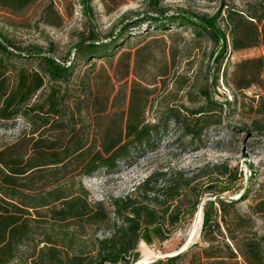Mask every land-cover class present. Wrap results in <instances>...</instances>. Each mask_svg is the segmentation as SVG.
Instances as JSON below:
<instances>
[{
    "label": "trees",
    "instance_id": "1",
    "mask_svg": "<svg viewBox=\"0 0 264 264\" xmlns=\"http://www.w3.org/2000/svg\"><path fill=\"white\" fill-rule=\"evenodd\" d=\"M36 1L0 0V7L20 12ZM160 2L148 0L147 10L107 35L89 30L67 59L22 46L0 28V120L26 124L0 148V264H135L141 241L171 239L201 206L202 243L153 264H178L190 253L189 264H264V180L253 181L251 162L248 184L229 160L158 167L109 200H93L82 181L153 149L171 123L201 139L231 104L211 93L228 52L264 46V0H219L212 14ZM174 28L192 31L181 48L166 35L139 38ZM205 39L217 48L196 84L180 72V58ZM223 77L237 104L239 93L262 89L249 109L252 129L264 133V55L239 60ZM235 192L238 198L227 196Z\"/></svg>",
    "mask_w": 264,
    "mask_h": 264
},
{
    "label": "rangeland",
    "instance_id": "2",
    "mask_svg": "<svg viewBox=\"0 0 264 264\" xmlns=\"http://www.w3.org/2000/svg\"><path fill=\"white\" fill-rule=\"evenodd\" d=\"M242 6L243 0H232ZM162 6L179 10L186 8L198 13H214L219 0H161ZM148 9V0H37L20 12H11L0 7V28L15 38L22 46L37 45L45 50H52L54 56L60 59L71 58L74 54L76 43L91 29L101 35L117 29L123 19L134 17L137 13ZM144 27L135 30L136 33L144 31ZM181 32L178 36L169 37V34ZM139 38H149L166 35L169 45L182 47L184 37L192 38L190 29H170L157 33H142ZM138 37L133 39L136 42ZM192 47V46H191ZM217 44L211 40H203L201 46L193 49L189 59L180 58V72L187 71L195 75L196 84L208 73L201 72L211 62L210 53L216 50ZM264 55V46L243 51H229L225 61V67L220 72L219 86L211 93L220 102L228 99L231 104L224 107L221 113L222 119L217 117L205 130L201 139L193 141L185 136L178 125L171 123L162 133L161 140L153 149L126 162H120L113 169H101L93 176L83 177L82 181L91 193L95 201L109 200L112 196H122L130 192L151 171L158 167H182L192 170L206 163H217L229 160L231 164H239L244 170V184H248L250 176L248 162H251L257 171V179L264 180V133H257L251 127L250 104H256L253 97L257 93H263L258 87H251L239 93V103H234V89L227 84L223 77L225 68L230 74L234 64L241 59ZM191 61V63H189ZM100 64L104 60L98 61ZM191 64V65H189ZM100 65L97 70L100 69ZM84 70L80 67L78 71ZM200 77L199 80L195 78ZM198 81V83H197ZM196 91V89H195ZM258 99V98H257ZM202 100V99H199ZM197 100L195 104L200 102ZM189 105L191 103L187 102ZM226 114V117H225ZM219 115V116H221ZM26 124L24 120L16 121L0 120V148L15 141ZM230 199L239 197V192L228 193ZM243 202L242 206H246ZM199 212V211H198ZM197 214L183 228L178 229L171 239L164 242L156 241L152 244L141 241L138 250L140 257L174 254L184 246L201 241L202 219ZM105 233H100L102 237ZM147 246L144 249L143 247ZM191 254V253H190ZM187 256L179 260L178 264H189ZM167 257L156 260H166ZM150 264H153L150 263Z\"/></svg>",
    "mask_w": 264,
    "mask_h": 264
},
{
    "label": "bare ground",
    "instance_id": "3",
    "mask_svg": "<svg viewBox=\"0 0 264 264\" xmlns=\"http://www.w3.org/2000/svg\"><path fill=\"white\" fill-rule=\"evenodd\" d=\"M202 208H200L198 215L200 217V219H202ZM203 220V219H202ZM187 247L184 246L183 248H181L178 252L174 253V254H166V255H154V256H145L143 258H141L139 261H137L135 264H150L152 263L154 260L158 259V258H162V257H167V256H173L176 255L180 252H183Z\"/></svg>",
    "mask_w": 264,
    "mask_h": 264
},
{
    "label": "water",
    "instance_id": "4",
    "mask_svg": "<svg viewBox=\"0 0 264 264\" xmlns=\"http://www.w3.org/2000/svg\"><path fill=\"white\" fill-rule=\"evenodd\" d=\"M201 208H203V206H201ZM202 211H203V210H202ZM154 261H156V260H154ZM154 261H153V262H154Z\"/></svg>",
    "mask_w": 264,
    "mask_h": 264
}]
</instances>
